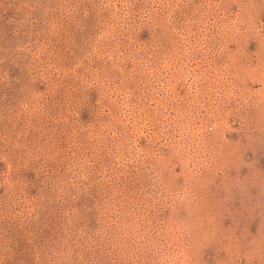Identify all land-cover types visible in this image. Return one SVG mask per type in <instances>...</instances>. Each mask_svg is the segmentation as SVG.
Segmentation results:
<instances>
[{
  "label": "rangeland",
  "instance_id": "374dc122",
  "mask_svg": "<svg viewBox=\"0 0 264 264\" xmlns=\"http://www.w3.org/2000/svg\"><path fill=\"white\" fill-rule=\"evenodd\" d=\"M0 264H264V0H0Z\"/></svg>",
  "mask_w": 264,
  "mask_h": 264
}]
</instances>
